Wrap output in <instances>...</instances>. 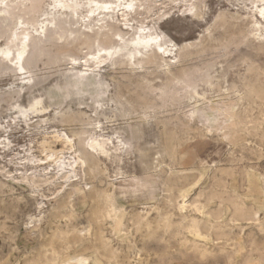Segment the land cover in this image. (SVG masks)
I'll use <instances>...</instances> for the list:
<instances>
[{
  "label": "bare ground",
  "instance_id": "bare-ground-1",
  "mask_svg": "<svg viewBox=\"0 0 264 264\" xmlns=\"http://www.w3.org/2000/svg\"><path fill=\"white\" fill-rule=\"evenodd\" d=\"M210 3L0 0V264H264V0Z\"/></svg>",
  "mask_w": 264,
  "mask_h": 264
},
{
  "label": "rangeland",
  "instance_id": "rangeland-1",
  "mask_svg": "<svg viewBox=\"0 0 264 264\" xmlns=\"http://www.w3.org/2000/svg\"><path fill=\"white\" fill-rule=\"evenodd\" d=\"M239 2H242V0L241 1H239V0L238 1H236V0H211L210 9H207L208 13L206 15V19L210 20L212 18V16L220 10H231V11L238 10L239 6H240ZM183 26L186 27V29L184 31L180 30V28ZM204 26H205L204 22H203V25H196V24H193L192 21L189 19H187V20L174 19L173 21H171L170 23H168L166 25V28L175 29V30L179 29L180 30L179 32H176V31L172 32V35L174 36V38L179 41L180 39L181 40H193L194 38H196L198 36L199 32L203 29ZM1 41H2V39H0V42ZM262 60H264V56H262ZM17 83L18 82L12 76H8V75L0 76V89H6L8 86L9 87L16 86ZM3 86H5L6 88ZM52 86H55V82L52 81V79H50L47 82V84H45V92L42 94V96L38 95V99H41V100L44 99L46 101V106L51 107L48 111L40 113L39 117H42V118L48 117L50 115V113L52 114L55 109L59 108V106L64 107L66 104L63 96L58 97V99L49 98L46 91L48 92V91L52 90L54 88ZM64 94H65V91L63 92L62 95H64ZM74 96H76V95H74ZM32 102H34L33 99H32ZM25 106L30 107V100L25 102ZM11 115L16 116L17 114L15 113L14 110L13 111L8 110L4 113V116H11ZM35 119H37V117H35ZM119 123H121V121L116 122V123H106L105 122L106 131L112 132V130H113L112 128H114L115 126H118ZM18 124L23 125V126L25 125L20 121H18ZM49 126L50 125H47L46 127H49ZM122 127H123V130L126 131L127 138H132L133 133L137 132L136 129H132L131 126H129V125H122ZM60 128L68 129V126L64 125V126H60ZM109 128H111V129H109ZM32 129L33 128L29 129L26 126L24 129L19 127L16 129L15 133L11 134L12 140H14L16 143V148H19L21 150L24 147H27L30 145V143H31L30 140H31V136H32V134H31ZM145 139H147V138H145ZM28 143H29V145H28ZM34 145H37L36 142L34 143ZM229 146H230V144L227 142H217V141L210 140V139H207V140L200 142L198 149H199L200 154H201L202 163L206 165L208 162H211L214 160L224 159L228 153ZM58 147L61 148L62 147L61 144H58ZM37 151L39 153L38 149H37ZM131 160H132L133 164L136 165V169L139 171L140 166L138 163V157L135 155H132ZM111 170L113 171V168H111ZM87 186L89 187L90 184ZM134 186L135 185L131 182L129 177L121 179V187L122 188H124L128 191L129 190L131 191L134 188ZM129 195H131V194H129ZM134 199H135V197L131 195L130 200L134 201ZM131 203H133V202H131Z\"/></svg>",
  "mask_w": 264,
  "mask_h": 264
},
{
  "label": "snow or ice",
  "instance_id": "snow-or-ice-1",
  "mask_svg": "<svg viewBox=\"0 0 264 264\" xmlns=\"http://www.w3.org/2000/svg\"><path fill=\"white\" fill-rule=\"evenodd\" d=\"M161 51H163V49H161Z\"/></svg>",
  "mask_w": 264,
  "mask_h": 264
}]
</instances>
